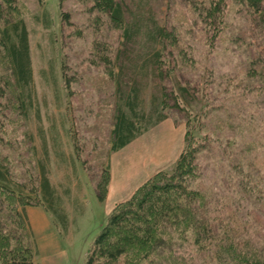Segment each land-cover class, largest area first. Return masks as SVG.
<instances>
[{
    "label": "rangeland",
    "instance_id": "1",
    "mask_svg": "<svg viewBox=\"0 0 264 264\" xmlns=\"http://www.w3.org/2000/svg\"><path fill=\"white\" fill-rule=\"evenodd\" d=\"M124 1L127 18L133 14L151 18L172 33L174 38H169L174 40H165L162 48L166 78L157 79L149 72L137 78L141 84L138 105L148 116L136 123L144 128L159 113H165V118L110 151L116 104L123 103L114 90L116 65L107 61H112L121 47L122 25L105 15L99 19L88 0H0L12 16L25 22L33 78L30 103L20 107L13 74L0 47V85L4 87L0 96V162L8 167L13 180L24 185L25 196L44 200L41 191L34 194L31 190L40 187L41 172L54 192L53 209L48 213L60 235L58 252L41 249L40 253L37 248L26 211L41 205H18L36 250L33 260L40 264H84L90 244L113 206L155 172L172 169L184 144L188 120L195 131L208 132L212 141L210 147L198 152L200 175L195 187L209 193L230 183L235 191L226 195L233 193L236 199L241 188L235 182L250 176L254 185L260 173L262 178L256 183L264 191V147L255 152L250 164L245 153L226 151L223 146L229 134L237 137L229 124L238 112L253 117L264 141V14L254 13L240 0H221L223 17L218 32L201 15L200 7H207L211 0ZM6 12H0V28ZM143 42L135 43L133 52ZM126 75L125 81L131 83L133 73ZM159 83L168 93L176 84L188 85L189 102L174 104L172 95L168 98L159 92ZM225 114L231 117L229 124L223 120ZM157 151L161 153L157 160L145 168L135 159L140 153L148 156ZM105 168L109 181L105 199L100 201L97 185H101ZM111 181L119 184L118 193L115 186L110 187ZM235 199L222 198L221 205L230 207ZM237 202L232 209L240 203L237 222L242 224L246 203ZM248 216L244 225L251 224L252 215ZM256 216L264 222L262 213ZM172 241L141 264L221 263L192 243L191 232L176 231Z\"/></svg>",
    "mask_w": 264,
    "mask_h": 264
},
{
    "label": "trees",
    "instance_id": "2",
    "mask_svg": "<svg viewBox=\"0 0 264 264\" xmlns=\"http://www.w3.org/2000/svg\"><path fill=\"white\" fill-rule=\"evenodd\" d=\"M88 1L90 9L96 12L99 19L105 15L112 22L122 25L121 47L117 49L114 59L107 61L108 64L116 65L113 73L114 90L123 103L116 104L110 130L109 150L115 151L142 133L149 124L165 118V113H159L156 120H150L144 128L136 123L148 116L144 108L138 105L141 84L137 78L148 72L153 73L157 79L166 78V73L162 71V48L165 47V40L174 39L169 38L172 33L151 18H138L135 14L127 18L124 0ZM221 2L211 0L207 7H200L203 20L207 25H213L218 32L223 17ZM240 2L254 13L264 14V0ZM1 4L0 12L2 9L7 12L0 28V47L13 74L15 89L18 91L16 99L22 107L30 103L33 84L28 31L24 20L12 16L7 6ZM140 40L144 42L133 52L135 43ZM129 71L133 73L131 83L125 81ZM129 84L131 86L127 90ZM124 86L125 90L122 89ZM158 88L159 92H166L163 85L160 84ZM3 93L4 87L0 85V96ZM164 93L168 98L171 95L174 97V104L189 102L191 95L190 87L182 84H176L173 90ZM209 112H205L204 116ZM225 116L223 120L227 124L231 117L227 114ZM234 116V122L228 124L237 137L229 134L223 146L226 151L245 153L246 161L249 160L252 164L255 152L261 146L264 147L262 135L259 134L261 129L250 115L238 112ZM188 123L184 144L172 169L155 172L138 185L128 198L113 206L104 225L92 240L84 264H141L143 259L150 260L152 252L173 244L176 231L191 232L192 243L207 252L209 258L221 262L220 264H264V222L256 216L261 213L264 216V191L256 183L262 178L261 174L259 173L260 178L257 176L253 180L254 185L251 184L250 176L245 181L240 179L235 182L241 188V193L236 196L238 200L233 193L226 195L228 191H235L230 183L226 187L223 184L221 190L216 187L217 190L212 189L209 193L195 187L196 176L200 175L197 170L198 152L202 147H210L212 141L208 132L195 131L190 120ZM107 171L108 168H105L101 185H97V199L100 201L106 196L109 181ZM38 185L40 187H32L31 190L34 194L41 191L44 200L42 197L37 200L25 196L22 192L24 185L13 180L8 167L0 162V264H40L33 260L36 250L25 226L24 216L18 208V205L22 208L25 205H41L47 211L53 209L51 200L54 192L42 172ZM226 197L235 199L230 207L221 205V199ZM216 198L220 204H217ZM239 200L246 203L242 224L237 222L240 218L237 210L240 203L232 209V205ZM248 215H252L251 224L244 225L250 219ZM15 225L19 229L16 230ZM18 230H22V233Z\"/></svg>",
    "mask_w": 264,
    "mask_h": 264
},
{
    "label": "crops",
    "instance_id": "3",
    "mask_svg": "<svg viewBox=\"0 0 264 264\" xmlns=\"http://www.w3.org/2000/svg\"><path fill=\"white\" fill-rule=\"evenodd\" d=\"M167 150H163V153L165 154ZM161 153L157 151V153H151L148 156H145L147 154H138L135 158L138 160L139 165L141 167H146L149 163L154 162L157 160L158 156ZM139 156H141L139 158ZM167 156V155H166ZM143 160V162L141 161ZM114 186L116 187V193L120 191L119 184L114 183L111 181L110 187ZM109 187V192L111 191ZM115 193V191L113 192ZM27 217L30 223L31 231L35 236L36 239V245L39 249V252L41 251H51L52 253L59 251V244L58 239H60L59 232L55 229V226L53 225V222L51 220V217L47 210H45L42 206L38 207H31L29 210L26 211ZM42 249V250H41ZM41 250V251H40ZM44 253V252H43Z\"/></svg>",
    "mask_w": 264,
    "mask_h": 264
}]
</instances>
